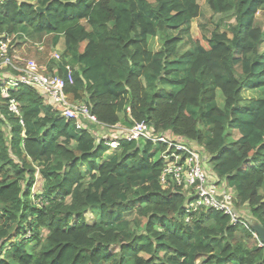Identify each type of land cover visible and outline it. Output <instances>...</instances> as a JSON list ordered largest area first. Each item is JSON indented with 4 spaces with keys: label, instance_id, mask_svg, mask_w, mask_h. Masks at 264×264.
<instances>
[{
    "label": "trees",
    "instance_id": "obj_1",
    "mask_svg": "<svg viewBox=\"0 0 264 264\" xmlns=\"http://www.w3.org/2000/svg\"><path fill=\"white\" fill-rule=\"evenodd\" d=\"M201 1L229 21L200 24L193 38ZM262 15L264 0H0V34L10 45L20 33L63 41L54 65L65 80L72 68L70 101L104 125L145 122L154 136L201 146L236 209L264 228V98L242 97L264 89ZM1 78L0 264H264L250 230L214 210L187 213L182 187L161 185L164 145L112 150L38 91L3 94Z\"/></svg>",
    "mask_w": 264,
    "mask_h": 264
},
{
    "label": "built area",
    "instance_id": "obj_2",
    "mask_svg": "<svg viewBox=\"0 0 264 264\" xmlns=\"http://www.w3.org/2000/svg\"><path fill=\"white\" fill-rule=\"evenodd\" d=\"M11 40L0 34V70L9 72L2 75V93H8L9 89L20 86L30 87L44 95L62 117L73 121L79 131L88 130L98 142H103L110 149H117L123 140L126 141H148L162 144L166 147L160 153L163 163V172L160 177L161 185L169 187V183L182 187L186 195L185 208L187 213H196L198 210L207 209L221 212L231 218V225H241L252 231L250 221L246 220L242 211L235 207V194L223 185L208 166L202 165L199 149L194 143L186 144L167 136H154L150 126L145 123H136L132 128L120 125L107 126L100 123L92 115L90 108L83 102H72L66 94L67 84H72V71L69 66L67 80L60 77L57 72L48 73L46 68L39 66L34 60L17 61L9 54ZM53 59L59 61L60 55L55 54ZM68 81V82H67ZM9 111L19 115L17 103L10 101ZM206 171L207 173L205 174ZM189 218L187 219V222ZM259 241L260 247L264 244Z\"/></svg>",
    "mask_w": 264,
    "mask_h": 264
},
{
    "label": "rangeland",
    "instance_id": "obj_3",
    "mask_svg": "<svg viewBox=\"0 0 264 264\" xmlns=\"http://www.w3.org/2000/svg\"><path fill=\"white\" fill-rule=\"evenodd\" d=\"M200 5L203 7L202 8V15L197 20H194L191 24L190 34L193 38L197 36L198 28H199L200 24H206L209 28H211L212 26H214V22L217 24L223 19L224 20L226 19L227 21H229L228 16L213 17L212 14L205 8V2L204 1H201ZM259 17H260V24H264V16L262 15ZM231 22H233V21H231ZM222 32H226V30L223 28ZM156 45H157V41L155 40V41L151 42L150 46L153 49V47L156 48ZM63 48H64L63 42H61L55 48H51V45H49V39L44 38L43 41L40 43H36V42L31 41V40H27V41H19V42H17V45L11 44L9 46V54L17 62H18V60H16V58L19 60L20 59L21 60H34L39 64V66L46 68L48 73H49L50 70H52V71H54V69L57 70V66L54 65V62H58V61L56 59H53V57L55 54H58L61 57V53H62ZM7 72H9V71L8 70H4V71L0 70V76H2L4 73H7ZM242 97H243V103L244 104L249 103L250 100H252V99L258 100V99L264 98V89H259L256 91H247V90L243 91ZM215 104L219 108H223L224 101H223V98H222L220 92H218L216 95ZM196 146L198 147V149H199L198 152L200 153L201 158H202L203 168H205L207 165L208 168L211 169L210 163H209L210 157L206 153H204L201 146H199V145H196ZM157 158L159 159L160 155H158ZM204 165H205V167H204ZM204 172H205V174L207 173L206 171H204ZM224 183L225 182H222V181L220 182L219 186L222 187V189H223ZM40 184L41 183L38 180V183H36L35 187L33 188L34 194H37L41 190ZM241 211L245 212V213L247 212V214L249 215L247 209L243 208V209H241ZM86 217H87L89 223H92V221L97 218L95 212H92V211H89L86 214ZM127 219L129 221H132L133 216H129V217H127Z\"/></svg>",
    "mask_w": 264,
    "mask_h": 264
},
{
    "label": "water",
    "instance_id": "obj_4",
    "mask_svg": "<svg viewBox=\"0 0 264 264\" xmlns=\"http://www.w3.org/2000/svg\"><path fill=\"white\" fill-rule=\"evenodd\" d=\"M37 11L40 13H44L46 9H41L40 7H38ZM251 228L252 231L257 235L260 242L264 244V228L256 222L251 224Z\"/></svg>",
    "mask_w": 264,
    "mask_h": 264
},
{
    "label": "crops",
    "instance_id": "obj_5",
    "mask_svg": "<svg viewBox=\"0 0 264 264\" xmlns=\"http://www.w3.org/2000/svg\"><path fill=\"white\" fill-rule=\"evenodd\" d=\"M19 37H22L23 38V40L22 41H27V40H29L28 39V37L25 35V34H19L18 35ZM63 42V41H62ZM61 43V42H60ZM63 45H64V43H63ZM64 50V48L62 49V51ZM61 60V59H60ZM54 62V61H53ZM53 64V63H52ZM54 64H55V62H54ZM67 66H69V65H66V67ZM66 67H65V69H66ZM71 68V67H70ZM51 69V68H50ZM67 71V70H66ZM71 71H72V68H71ZM55 72H57V74L59 75V73H58V70H56V69H54V71H52V70H50L49 71V73L50 74H54ZM72 74H73V71H72ZM51 105V104H50ZM52 106V105H51ZM96 141H97V139H96ZM97 143L98 144H100V143H103L102 141L101 142H98L97 141ZM224 186L227 188V185L224 183ZM228 189V188H227ZM230 190V189H229ZM244 213V215L246 216V220H248V221H250V223L251 224H253V223H255V220L253 219V218H251L249 215H246V213L245 212H243Z\"/></svg>",
    "mask_w": 264,
    "mask_h": 264
}]
</instances>
